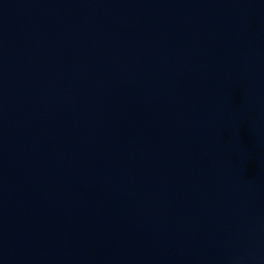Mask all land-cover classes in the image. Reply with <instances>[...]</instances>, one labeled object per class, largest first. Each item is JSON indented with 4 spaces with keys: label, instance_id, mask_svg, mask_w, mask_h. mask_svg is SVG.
Masks as SVG:
<instances>
[{
    "label": "water",
    "instance_id": "obj_1",
    "mask_svg": "<svg viewBox=\"0 0 264 264\" xmlns=\"http://www.w3.org/2000/svg\"><path fill=\"white\" fill-rule=\"evenodd\" d=\"M198 264H264V0H117Z\"/></svg>",
    "mask_w": 264,
    "mask_h": 264
}]
</instances>
